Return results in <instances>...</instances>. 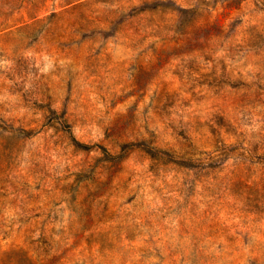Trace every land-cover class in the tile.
Segmentation results:
<instances>
[{"label": "rangeland", "instance_id": "374dc122", "mask_svg": "<svg viewBox=\"0 0 264 264\" xmlns=\"http://www.w3.org/2000/svg\"><path fill=\"white\" fill-rule=\"evenodd\" d=\"M0 264H264V0H0Z\"/></svg>", "mask_w": 264, "mask_h": 264}, {"label": "trees", "instance_id": "16d2710c", "mask_svg": "<svg viewBox=\"0 0 264 264\" xmlns=\"http://www.w3.org/2000/svg\"><path fill=\"white\" fill-rule=\"evenodd\" d=\"M68 132H69L68 134L70 136V141L74 147H76L77 149L85 150V151H88L91 149L90 147H87V145H83V144L77 142L71 136L70 127H69ZM97 148L99 149V151L101 152V154L105 158L106 162H111V163L118 162L119 160L124 158L125 153H127V152L130 153L132 151H140V152H143L145 155H147V157L149 159L153 160V162L158 163L163 158H167L170 163L176 164V162L172 159V155L168 151L158 149L157 147L150 145L149 143H147L144 140L139 141V142L124 143V144L120 145L119 153L117 155L110 154L106 150L105 147L98 146ZM212 160H214V158H212L211 161ZM177 162H181V164H186L185 161H177ZM182 162H184V163H182ZM196 163L197 164L201 163V160H196ZM207 168L209 169V168H213V167L211 165H208Z\"/></svg>", "mask_w": 264, "mask_h": 264}]
</instances>
